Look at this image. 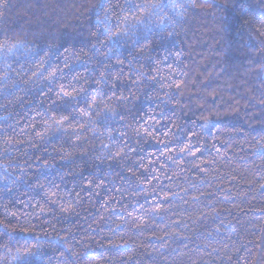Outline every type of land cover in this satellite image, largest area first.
Wrapping results in <instances>:
<instances>
[{"label": "trees", "instance_id": "trees-1", "mask_svg": "<svg viewBox=\"0 0 264 264\" xmlns=\"http://www.w3.org/2000/svg\"><path fill=\"white\" fill-rule=\"evenodd\" d=\"M53 2L0 0V39L22 28L52 33L59 30L63 55L56 63L66 74L59 83L67 85L71 81L66 88L74 86L88 92L103 86L104 104L114 107L117 113L115 118L106 115L97 126L112 129V139L119 142V147L113 150L115 158L105 164L89 159L102 146L98 134L87 128L73 129L68 121L57 125L39 115L45 109L55 116L67 114V106L52 104L54 92L34 87L28 95L21 94L15 104L8 105L11 114L0 109V129H8V138L14 140L11 153H17L16 159L27 169L26 183L20 182L11 191L0 183V201L8 203L9 218L15 222L16 216L11 213H31L34 224H42L45 231L58 230L62 237H68L71 229V246L77 250L83 246L102 264H230L233 248L242 253L238 247L241 239L264 223V200L256 198L252 190L254 183L264 181L259 174L254 180L242 178L248 177L244 169L233 171L247 148L234 156L223 138H210L217 135L215 130L199 143L195 136L190 137L192 143L188 137H181L195 155H186L187 151L175 155L177 142L169 141L165 133L176 130L178 117L191 132L199 113L193 115L189 106L200 103L202 94L218 105L219 93L231 101L235 91L251 88L254 81L243 78L239 71L249 59L240 55V46L259 50L264 36L257 31L258 24L249 30L245 21L233 17L223 6L219 9L223 18L216 20L212 16L213 0H201L174 35L166 33L163 40L153 42L148 59L133 61L135 66L125 60L103 67V57L89 59L91 45L77 35L84 21L70 20L73 29L59 23L58 12L49 6ZM64 56L70 57L71 71L63 64ZM102 73L108 83L101 81L97 85ZM61 74L57 72V76ZM169 95L171 103L163 104ZM0 104H7L3 93ZM50 124L62 127L64 132L51 131ZM41 137L47 142L42 143ZM212 144L216 147H206ZM117 152L122 155L116 156ZM11 153L0 159H11ZM213 153L220 155L211 159ZM169 155L173 160L167 159ZM52 157L54 167L39 174L41 179L46 178V187L29 191V185L36 183L39 166L46 165ZM257 164L258 159L250 167ZM11 171L14 176L20 172L18 168ZM53 192L55 195H51ZM192 196H200V200L193 201ZM156 206L161 208L159 213L152 211ZM3 214L0 208V218ZM134 217H142L144 223ZM224 217L231 223L222 224ZM122 219L129 222L126 239L135 246V252L127 251L123 241L121 245L126 247H114L111 237L104 235ZM218 227L220 232L208 235ZM124 228L121 225L120 231Z\"/></svg>", "mask_w": 264, "mask_h": 264}, {"label": "clouds", "instance_id": "clouds-1", "mask_svg": "<svg viewBox=\"0 0 264 264\" xmlns=\"http://www.w3.org/2000/svg\"><path fill=\"white\" fill-rule=\"evenodd\" d=\"M200 3L201 0H168L167 4L164 0H54L49 6L52 11L58 12V22L68 24L69 29H73V24L68 23L73 18L84 21L79 25L80 31L77 35L82 37L86 44L91 45L89 52L92 56L89 59L100 55L103 57L102 66L107 67L112 61L122 64L127 60L129 65H133V61L148 59L153 42L156 39L163 40L166 33L174 35ZM213 4L214 19L223 18V14L219 12L223 6L233 14V17L245 21L249 30L258 24L264 31V0H219V2L213 0ZM257 12L259 16H256ZM60 39L59 30L57 33H52L22 28L20 31L4 34L3 39H0V58H7L8 63H0V93H3L7 104H0V109L11 114L8 105L15 104L21 98V94L28 95L34 87H43L50 93L54 92L55 99L52 100V104L67 106L66 112L69 117L67 121L70 127L87 128L91 133L98 134L97 138L102 146L89 159L105 164L109 158L114 159L112 153L114 148L119 147V142L112 139V129L102 130L97 124L106 115L115 118L117 110L111 105L99 103L103 86L93 92L83 88L77 90L72 86L74 90L67 97L57 94V87L71 85V81L67 85L59 83L66 75L60 71L62 68L56 63L63 55L60 52L63 45L58 43ZM240 47L242 49L240 55L249 59L239 71L243 78L254 81L251 88L235 91L231 101L225 99L223 93H219L218 105L210 103L207 95L202 94L199 97L200 103L189 106V111L193 115L199 113L197 121L193 122L191 132L187 131L178 117L176 130L169 129L165 136L169 141L177 142L175 155H180L185 152L182 149L187 146L183 144L181 137H188V142L192 143L190 137L195 136L196 142L199 143L206 139L207 133L215 130L217 135L210 138H223V143L231 147L234 156L238 150L247 148L243 153V160L237 159L238 167L233 171L244 169L248 177L242 175V178L254 180L255 175L259 174L260 180L264 181V40L259 41V50L246 45ZM68 57L64 56V66L69 64ZM84 63L87 64V61ZM51 67H55L57 72L62 74L50 82L45 76ZM40 68L45 69L41 75L28 77L29 72L39 71ZM143 75L141 73V78ZM101 81L108 83L103 73L96 80L97 85H101ZM93 99L97 100L96 104H92ZM171 99L169 95L162 103L170 104ZM161 111L163 112V109ZM43 114L44 117L51 116L47 109ZM121 119L126 118L121 117ZM8 127L12 125L9 124ZM49 129L53 132H64L62 127H52L51 124ZM0 132L3 133L0 136V157H3L5 153H11L14 140L8 138L7 128L0 129ZM40 140L42 143L47 142L44 137ZM206 147L215 148L216 145H206ZM185 154L191 155V149L189 148ZM11 155V159H0V169H3L0 173V183L7 185L9 191L18 187L20 182L26 183L27 177L24 164L16 159L18 154L11 153ZM219 155L213 153L211 159H216ZM249 157L254 159L250 161ZM64 158H68L67 154ZM167 159L173 160V156L169 155ZM256 159L259 160V164L250 167V164H255ZM54 160L55 157H52L46 165L39 166L35 176L36 183L29 185V191L46 187V178L41 179L39 174L45 169H52ZM14 168L20 170L19 175H13L11 170ZM56 171L59 173L60 170L56 169ZM9 177L14 179L10 180ZM63 178L64 174H61L60 179ZM260 185L254 183L252 190L257 194L256 198L264 200V189H261ZM2 191L3 189H0V192ZM0 208L4 209L3 217L0 218V264H35V261H39V264H102L95 256L88 255L83 246L79 250L71 246L74 239L71 229L68 230V237H62L58 235V230L45 231L42 224H34L31 213L24 216L11 213L12 216H16L13 222L9 218L8 203L0 201ZM148 214V210H145V215ZM225 222L231 223L227 217L221 221L222 224ZM128 223L122 219L115 228L104 235L111 237L114 247L121 245L123 241L127 245V251L135 252V246L126 239L129 235ZM121 225L125 226L123 232L120 231ZM220 231L221 228L218 227L208 235L212 236ZM238 247L242 248L243 252H237L234 247L230 264H264V223L257 226V231L245 235Z\"/></svg>", "mask_w": 264, "mask_h": 264}, {"label": "snow or ice", "instance_id": "snow-or-ice-1", "mask_svg": "<svg viewBox=\"0 0 264 264\" xmlns=\"http://www.w3.org/2000/svg\"><path fill=\"white\" fill-rule=\"evenodd\" d=\"M244 14L243 10H242V15ZM124 19H127V17H124ZM257 31L260 33L261 36H264V31H262L260 28L257 29ZM65 51H68L67 49H65ZM68 59H70V57H68ZM0 62L4 63V64H7L8 61H7V58H0ZM65 67L69 68V70H72V66L69 65V64H65ZM45 71L44 68H40L39 71H34L32 73L33 76H39L41 75V73H43ZM60 71H63L62 69ZM57 76V70L55 67H51L48 69L47 71V75L45 76V79L49 80L50 82L53 81ZM73 79H77L76 76H73ZM73 87L71 88H66V87H63L61 86L59 88V91H58V95H61V96H65L67 97L72 91H73ZM97 103V100L96 99H93L92 100V104H96ZM99 103L103 104L104 103V100H103V92H101L100 94V98H99ZM39 115H44L43 113H38ZM50 119L52 120L53 123L57 124V125H61L63 124L64 121H67L69 119L68 115L67 114H63V113H60L58 116H55V115H51L50 116ZM105 129L106 130H111L109 128H107V126L105 125ZM77 139H79V135H77ZM190 148L189 145H187L185 148L182 149V151H188V149ZM192 155H195L194 152H191ZM116 156H121L122 153L120 152H117L115 154ZM115 158V157H114ZM203 170V169H202ZM261 189H264V184H261L260 185ZM51 195H55V193H51ZM175 195H179V193H176ZM165 199H167V197H165ZM192 200L193 201H199L200 200V196H192ZM65 211H67V209H65ZM153 212L155 213H159L161 211V208L159 206H156L152 209ZM129 216L132 215L131 212L128 213ZM134 219H137L139 220V222L142 224L144 223V220L142 217H134ZM139 226V225H137ZM218 231V230H217ZM118 247H126V245H119Z\"/></svg>", "mask_w": 264, "mask_h": 264}]
</instances>
